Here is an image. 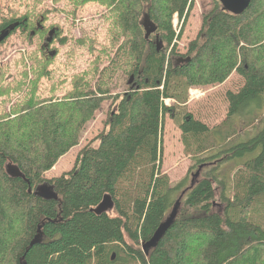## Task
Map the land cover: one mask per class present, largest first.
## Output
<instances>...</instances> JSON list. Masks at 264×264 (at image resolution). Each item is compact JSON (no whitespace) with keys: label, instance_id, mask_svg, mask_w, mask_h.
<instances>
[{"label":"trees","instance_id":"obj_1","mask_svg":"<svg viewBox=\"0 0 264 264\" xmlns=\"http://www.w3.org/2000/svg\"><path fill=\"white\" fill-rule=\"evenodd\" d=\"M91 1H77L76 7ZM97 1L112 7L125 42L94 89L79 88L59 102L29 101L9 113L0 111V264H264V127L229 144L236 130L210 129L176 109L185 106L191 87L222 84L234 72L244 85L226 94L227 120L237 114L246 124L257 121L264 111V0H252L239 15L215 0L217 8L205 15L184 55L176 52L171 17L183 18L194 6L190 0ZM147 5L145 16L157 31L145 39L140 15ZM15 23L16 31L35 36L25 18L4 20L0 32ZM120 63L124 72L129 70L128 90L105 127L78 152L69 172L46 179L80 146L87 125L111 98L108 83ZM7 88L0 95L8 94ZM166 99L175 105H166ZM166 115L179 122L184 151L197 168L211 167L210 175L200 178V173L193 185L181 181L173 188L161 173ZM206 138L219 149L207 151ZM222 155L241 171L218 176ZM42 188L56 199H44ZM105 196L113 208L97 215ZM175 205L171 227L144 252L143 244Z\"/></svg>","mask_w":264,"mask_h":264},{"label":"rangeland","instance_id":"obj_2","mask_svg":"<svg viewBox=\"0 0 264 264\" xmlns=\"http://www.w3.org/2000/svg\"><path fill=\"white\" fill-rule=\"evenodd\" d=\"M77 1L80 0H0V24L4 20L25 18L28 31H36L35 36L29 38V32L23 33L19 29L0 45V73L3 74L0 75V89L8 87V94L0 95V111L4 109V113H9L29 101L59 102L68 99L79 88L81 91L94 89L100 72L106 67L110 68V63L114 61L117 51L125 42L121 36L120 23H117L116 15L108 9L112 7L107 4L95 0L76 7ZM190 2H193L194 6L183 18L176 13L171 17V28L176 40L174 45L179 55H184L187 46L195 40L205 15L217 8L215 0ZM146 11H149V5L143 10L140 18L142 15L144 18ZM41 21L43 30L37 31L36 24ZM54 28L58 30L59 37L54 36L51 49L56 52V56L51 58L43 51L42 45ZM167 53H170V50ZM124 69L125 67L121 69V63L115 68L113 78L108 83L111 98L104 102L101 110L87 125L80 146L61 158L57 165L45 174L46 179L69 172L78 152L103 130L108 114L115 109L128 90L126 80L129 70L124 72ZM243 85V78L232 72L222 84L191 87L193 94L190 96L189 89L185 106L176 108L177 112L191 115L194 120L200 121L210 129L221 125L222 131L228 128L236 130L238 134L229 137V144L244 141L264 127V111L259 113L254 124H246L247 120L237 114L227 120L226 94H236ZM165 103L168 106L175 105V102L169 99H166ZM179 125L178 121L171 120L169 115H166L162 135L161 173L168 176L169 184L173 188L181 181L188 185L192 175L198 171L193 156L184 151ZM220 141L219 139L218 143H221ZM203 146L207 151L219 149L216 142L209 138L203 141ZM191 149L195 150V146L191 145ZM205 155L198 153L196 157L202 158ZM218 159H225L221 168L216 170L218 176L226 177L241 171L237 162L229 160L226 155ZM210 170L211 167L201 169L200 178L204 173L209 176ZM245 172L243 171L244 174ZM216 192L218 197L221 189ZM179 194L180 192L174 194L175 199ZM215 210L220 212L222 205L219 204Z\"/></svg>","mask_w":264,"mask_h":264},{"label":"water","instance_id":"obj_3","mask_svg":"<svg viewBox=\"0 0 264 264\" xmlns=\"http://www.w3.org/2000/svg\"><path fill=\"white\" fill-rule=\"evenodd\" d=\"M252 0H218V2L222 5L223 9L228 11L229 13L233 15H239L242 14L249 6L250 2ZM141 25L144 30V37L145 39H148L151 34H154L157 31V27L146 18V16L141 21ZM15 27H17V24L9 26L7 29L0 32V45L5 41L11 32L14 31ZM54 33V30H51L49 32V38L47 39V43H50L52 40V34ZM159 46V45H158ZM54 55V52L50 54V57ZM202 167L198 168V171H196L195 174L192 175V179L190 181L191 185H193L194 180H196L200 174ZM31 187L28 188V193H31ZM41 192V196L44 199H56V197L49 191L45 189H39ZM177 206L175 205L174 209L170 213L169 217L166 219V221L160 225V227L154 232L153 236L149 241H147L146 244H143L142 250L146 252L147 250L154 249L158 242L161 240L165 232L171 227L174 219L177 216ZM113 208V202L109 197H104L101 201L100 205L95 209V213L97 215H100L102 213H106ZM38 242L37 237L30 243L29 249Z\"/></svg>","mask_w":264,"mask_h":264},{"label":"flooded vegetation","instance_id":"obj_4","mask_svg":"<svg viewBox=\"0 0 264 264\" xmlns=\"http://www.w3.org/2000/svg\"><path fill=\"white\" fill-rule=\"evenodd\" d=\"M15 24H17V27H15V29H14L16 31V29H18L19 26H18V23H15ZM42 30H43V28H40V31H42ZM53 30H54V33L52 34V40H51V42L50 43H47V39L49 38V33H48V37L46 38V40L44 41V43L42 45L43 51L46 52L47 54L49 52H50L49 54H51L52 52H54V55L51 58H54L56 56V52L51 49V45H52V42L54 40L55 31H56V33L58 32L57 29H53ZM32 35L34 37V32L32 33ZM174 42H176V41L174 40L173 43Z\"/></svg>","mask_w":264,"mask_h":264},{"label":"built area","instance_id":"obj_5","mask_svg":"<svg viewBox=\"0 0 264 264\" xmlns=\"http://www.w3.org/2000/svg\"><path fill=\"white\" fill-rule=\"evenodd\" d=\"M192 92H194L192 89L189 90V94L190 96L193 94Z\"/></svg>","mask_w":264,"mask_h":264}]
</instances>
